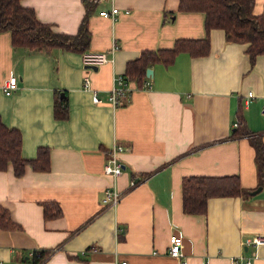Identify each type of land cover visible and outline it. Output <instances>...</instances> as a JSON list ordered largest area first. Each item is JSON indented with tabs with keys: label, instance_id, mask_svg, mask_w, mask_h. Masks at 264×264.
Returning <instances> with one entry per match:
<instances>
[{
	"label": "crops",
	"instance_id": "1",
	"mask_svg": "<svg viewBox=\"0 0 264 264\" xmlns=\"http://www.w3.org/2000/svg\"><path fill=\"white\" fill-rule=\"evenodd\" d=\"M263 1L255 0L253 13ZM178 2L96 0L85 51H105L108 60L95 67L81 52L15 46L10 31H0L1 120L20 131L24 158H35L39 147L49 152L47 170L27 165L16 176L10 163L0 169V206L19 225L0 227L1 264H34V250L46 255L38 264H230L239 255L264 264V243L245 244L264 237V182L249 136H231L241 106L246 126L264 142V54L251 64L245 43L212 28L207 54L179 52L170 64L152 63L149 88L128 79L119 103L108 100L116 76L142 50L206 36L204 13L180 11ZM20 4L68 34L85 13L82 0ZM113 5L115 19L100 14ZM12 74L17 88L6 95L1 85ZM84 76L91 90L83 88ZM57 93L68 99L64 119L53 115ZM113 151L121 163L116 177L104 172ZM233 174L248 194L211 197L204 213L183 212V176ZM113 189L120 195L114 206L103 200ZM47 201L60 206L59 216L44 217ZM173 233L182 236L178 256L168 252Z\"/></svg>",
	"mask_w": 264,
	"mask_h": 264
},
{
	"label": "trees",
	"instance_id": "2",
	"mask_svg": "<svg viewBox=\"0 0 264 264\" xmlns=\"http://www.w3.org/2000/svg\"><path fill=\"white\" fill-rule=\"evenodd\" d=\"M85 13L77 30L73 34L54 31L51 24L39 21L30 7L20 4V0H0V31L11 33V42L15 46H25L31 50H50L54 47L84 52L88 49L91 32L87 19L96 4V0H82ZM255 0H179L180 11H201L204 13L206 36L202 38H178L170 48L142 50L141 53L126 62L124 75L136 86L141 87L145 79L146 68L155 62L170 64L179 52L190 56L205 55L209 52L208 33L212 28L224 31L225 40L245 43V53L251 64L257 55L264 54V1L259 14L253 13ZM91 6V7H90ZM241 106L237 110V125L231 136H249L255 151V163L261 180H264V142L261 135L254 134L245 123ZM53 115L64 119L68 115V99L55 96ZM22 137L18 129L6 126L0 117V169L10 163L13 173L21 176L27 165L34 170L49 168L47 147H39L35 158L21 155ZM250 189L240 185L238 175L204 176L186 175L181 179L182 210L185 213H204L207 201L211 197L237 196L242 192L248 194ZM44 217L59 216L61 208L53 201L43 203ZM18 224L9 216L8 211L0 206V227L16 229ZM33 263L38 264L45 257L39 250L33 251Z\"/></svg>",
	"mask_w": 264,
	"mask_h": 264
},
{
	"label": "built area",
	"instance_id": "3",
	"mask_svg": "<svg viewBox=\"0 0 264 264\" xmlns=\"http://www.w3.org/2000/svg\"><path fill=\"white\" fill-rule=\"evenodd\" d=\"M119 9L117 6L113 5L110 11L101 10V15H108L112 19H115ZM116 48L114 44L112 47V51ZM108 60L107 53L105 51H84L82 52V61L87 64H100L106 62ZM151 85V81L149 76L144 79L142 86L145 88H149ZM2 90L6 95L11 94L17 88V76L12 74L7 77L4 82L2 83ZM83 88L91 90L90 87V78L88 76L83 77ZM129 88V80L123 74H118L115 79V85L110 89L108 100L113 104L116 105L120 101V97L126 95ZM92 99L95 103L101 102L100 97L97 95L95 91H92ZM252 96V91H248L247 98ZM237 125V121L234 123V126ZM121 149V147H118ZM112 162L110 164H106L104 166V172L112 177H116L121 173V163L116 160L115 152L112 153ZM133 184V181H131ZM119 193L117 190H106L104 201H109V205H116L119 200ZM169 249L168 252L172 255H181V243H182V236L179 233H173L169 236ZM264 243V237L262 235H254L251 238L245 241V244H251L253 246H259ZM34 253H32L33 255ZM252 255L249 256H234L230 259V264H252ZM1 264V263H0ZM120 264H127L125 260L121 261ZM205 264H208L206 262Z\"/></svg>",
	"mask_w": 264,
	"mask_h": 264
},
{
	"label": "water",
	"instance_id": "4",
	"mask_svg": "<svg viewBox=\"0 0 264 264\" xmlns=\"http://www.w3.org/2000/svg\"><path fill=\"white\" fill-rule=\"evenodd\" d=\"M86 66L87 67H95L96 65H94V64H87ZM145 74H146V76L151 77V75H152V69L150 67H147L146 68V71H145ZM259 189H260V187H258L256 190H254V192L257 191V190H259Z\"/></svg>",
	"mask_w": 264,
	"mask_h": 264
},
{
	"label": "rangeland",
	"instance_id": "5",
	"mask_svg": "<svg viewBox=\"0 0 264 264\" xmlns=\"http://www.w3.org/2000/svg\"><path fill=\"white\" fill-rule=\"evenodd\" d=\"M263 182H264V180H263Z\"/></svg>",
	"mask_w": 264,
	"mask_h": 264
}]
</instances>
